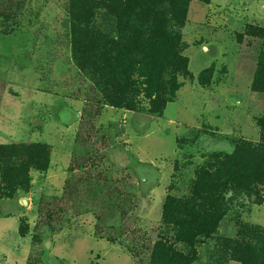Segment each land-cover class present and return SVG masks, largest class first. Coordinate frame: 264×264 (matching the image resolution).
<instances>
[{"label": "rangeland", "instance_id": "374dc122", "mask_svg": "<svg viewBox=\"0 0 264 264\" xmlns=\"http://www.w3.org/2000/svg\"><path fill=\"white\" fill-rule=\"evenodd\" d=\"M183 2L0 0V264H240L225 240L264 232L232 178L262 144L264 0Z\"/></svg>", "mask_w": 264, "mask_h": 264}, {"label": "trees", "instance_id": "16d2710c", "mask_svg": "<svg viewBox=\"0 0 264 264\" xmlns=\"http://www.w3.org/2000/svg\"><path fill=\"white\" fill-rule=\"evenodd\" d=\"M181 6H183V0H179ZM166 38L173 39L175 36L173 34L167 33ZM178 45V44H177ZM173 53H176V48H173ZM138 57L141 54L137 55ZM150 80L155 78L154 74L150 71L147 72ZM127 103V102H126ZM262 126V144L256 147L250 145L242 146L241 151L253 156L255 158L254 164L248 169L245 166V175L243 177L237 178L236 174L233 173L232 178L239 185L238 188L245 191L249 197H254V204L263 205L264 204V122ZM236 156V154H235ZM40 169L42 171L46 170L44 165H41ZM249 173V174H248ZM221 174L215 175L208 179H204L202 184H207L211 182L212 179H221ZM223 179V178H222ZM202 192L206 195L210 194L212 190H208L207 187L202 186ZM207 191V192H206ZM208 193V194H207ZM221 219V218H220ZM218 220L211 221V227L216 226ZM226 248L231 252L234 260L240 264H264V232L260 230L259 227L253 228L249 226L240 225L237 232L236 239L229 238L225 240Z\"/></svg>", "mask_w": 264, "mask_h": 264}]
</instances>
